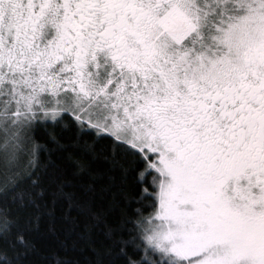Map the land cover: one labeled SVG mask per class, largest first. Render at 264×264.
I'll return each mask as SVG.
<instances>
[{"label": "snow or ice", "instance_id": "snow-or-ice-1", "mask_svg": "<svg viewBox=\"0 0 264 264\" xmlns=\"http://www.w3.org/2000/svg\"><path fill=\"white\" fill-rule=\"evenodd\" d=\"M0 264H264V0H0Z\"/></svg>", "mask_w": 264, "mask_h": 264}]
</instances>
